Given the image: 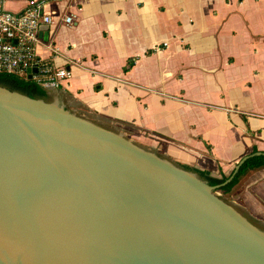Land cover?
I'll use <instances>...</instances> for the list:
<instances>
[{"label":"crops","instance_id":"0c3cea01","mask_svg":"<svg viewBox=\"0 0 264 264\" xmlns=\"http://www.w3.org/2000/svg\"><path fill=\"white\" fill-rule=\"evenodd\" d=\"M29 1L5 6L18 13ZM47 9L53 21L36 54L71 65L49 102L218 179L264 155V0H55ZM229 201L264 228V168Z\"/></svg>","mask_w":264,"mask_h":264},{"label":"water","instance_id":"95a60500","mask_svg":"<svg viewBox=\"0 0 264 264\" xmlns=\"http://www.w3.org/2000/svg\"><path fill=\"white\" fill-rule=\"evenodd\" d=\"M219 188L0 86V264H264V232Z\"/></svg>","mask_w":264,"mask_h":264},{"label":"built area","instance_id":"2783aa9c","mask_svg":"<svg viewBox=\"0 0 264 264\" xmlns=\"http://www.w3.org/2000/svg\"><path fill=\"white\" fill-rule=\"evenodd\" d=\"M54 1L30 0L23 11L15 13L6 9V0H0V74L31 76L47 92L64 88L71 77L70 64L57 67L36 54L41 27L53 21L47 8ZM63 22L71 25L74 17L65 16Z\"/></svg>","mask_w":264,"mask_h":264},{"label":"trees","instance_id":"16d2710c","mask_svg":"<svg viewBox=\"0 0 264 264\" xmlns=\"http://www.w3.org/2000/svg\"><path fill=\"white\" fill-rule=\"evenodd\" d=\"M133 65V62H129L124 71H128ZM0 86L8 88L12 91L25 94L31 98L48 99L47 91L43 90L34 81L28 79H22L14 75L0 74ZM255 153V152H254ZM178 167L185 171L196 173L201 179L207 181L212 187H220L218 192L222 195H229L234 188L239 184L240 180L247 175L250 171L264 168V155L252 156L247 158L240 166L233 179L226 183L228 178L224 176L221 179L214 178L209 172L199 171L186 165L175 163Z\"/></svg>","mask_w":264,"mask_h":264},{"label":"rangeland","instance_id":"374dc122","mask_svg":"<svg viewBox=\"0 0 264 264\" xmlns=\"http://www.w3.org/2000/svg\"><path fill=\"white\" fill-rule=\"evenodd\" d=\"M63 104H64V107H65V109H67L68 111H70L69 110V108H67L66 107V105H65V103L63 102ZM137 144V143H136ZM137 145H139L140 147H142V148H144V149H146V150H150L151 152H153V153H155V154H159L160 155V153L161 152H159V150L157 151L156 149H150V148H148V147H145V146H143V145H141V144H137ZM162 156V155H161ZM170 160V159H169ZM172 161V160H171ZM219 194H220V198H222L223 200H225V201H228V202H230L229 201V195H222L220 192H218ZM235 208H236V210L238 211V212H242L241 210H239V208L238 207H236V206H234ZM242 214V213H241ZM243 215V214H242ZM244 217H246V215H243ZM252 220V219H251ZM250 221V220H249ZM251 222V221H250ZM253 224H254V222H252ZM256 227H258L259 229H261L263 232H264V228H263V226L262 225H256V224H254Z\"/></svg>","mask_w":264,"mask_h":264}]
</instances>
